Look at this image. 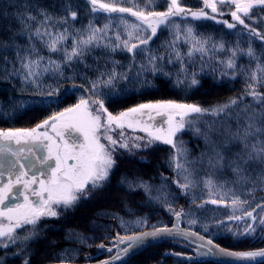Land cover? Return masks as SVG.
Segmentation results:
<instances>
[{
	"label": "trees",
	"instance_id": "16d2710c",
	"mask_svg": "<svg viewBox=\"0 0 264 264\" xmlns=\"http://www.w3.org/2000/svg\"><path fill=\"white\" fill-rule=\"evenodd\" d=\"M69 3L72 5V10L77 12L75 21L69 18L72 30L86 27L89 20H92L96 27L106 23L105 17L108 14L91 13L88 0H0V107L7 112V115L0 113L1 129L26 126L28 123L47 119L75 105L81 97L87 98L89 93L81 85L97 79L101 72L111 71L114 62H118L116 71L127 73L129 77L118 80L111 90L114 94L106 106L114 113L141 103L167 100L197 104L211 109L244 94L246 87L244 75L239 74L233 78L231 74H222L231 73V70L219 63L220 60L227 59L225 52L214 51L212 44L209 43L207 53L193 52L188 56L191 44L184 42L183 35L173 50L169 45L175 38V30L164 26L147 45L151 52L137 55L134 62L131 54L126 51L110 52L102 47L93 46L82 62L74 61L71 66L61 65L65 78L52 71L43 72L42 69L47 65L48 58L61 61L63 51L49 53L39 40L33 38V41H29V33L23 30L20 17L31 14L39 19L42 18L41 11H46L55 21L66 15L65 8ZM183 4L192 10L203 6L201 0H183ZM165 9V0H158L155 10ZM223 11L224 16L208 12L215 15L217 20L226 19L232 22L228 14L229 8L224 7ZM123 15L135 21L134 17ZM261 17H264V13L257 10L253 13L256 23L253 24V20L246 22L253 24L258 30H264V19ZM173 19L181 23V28L184 27L179 17ZM187 22L195 27L198 37H211L217 43L223 41L226 47H232L239 42L242 48H247L248 31L240 25H237L236 29H227L225 25L216 23V20L193 21L191 17L187 18ZM63 27L65 25L57 26L58 30ZM110 35L114 39V34L110 33ZM32 43L35 44L36 51L44 57L41 75L37 77L39 88L22 80L23 70L19 56L26 55V50ZM71 43L69 39L67 42L69 48ZM253 47L257 55H260L264 51V42L254 39ZM175 51L181 53L188 76L187 82L180 86H177V74L180 72L181 64L176 60ZM149 55L163 56L164 60L160 62L163 73L170 75L160 72L153 75L148 61ZM169 59L172 63H168ZM142 63L147 66L148 71L142 72L137 78ZM238 64L249 70L256 66L255 61L249 65L247 56L238 57ZM192 73H195L198 81L196 85H191ZM180 78L183 79V74ZM54 89L58 90V94L48 97L46 93ZM104 91L109 90L104 89ZM258 91L264 92V87H259ZM36 93L43 94L36 95ZM19 101H25L27 107L20 108ZM252 103V98L248 96L238 108H244L245 105ZM236 110L233 109L232 112L222 113L219 116H213L211 113L193 114L194 118L198 117L196 127L201 131L207 130L208 137L198 135L195 129L187 127L177 133L176 143L182 144L186 150V157H182L181 162L185 159L189 162L186 166L192 170L197 181V186L190 189L187 195L181 192L176 183L178 172L175 169V162L171 159L176 154V150L171 145L155 142L151 147L141 148L123 156L117 152L114 155L116 164L101 189L89 192L86 197H80L72 207L65 209L60 206L58 217H42L37 224V235L31 240L20 243L19 247L11 245L7 249L0 248V264H24L25 259H28L30 264L60 263L59 256L66 249L75 250L74 263L101 259L115 252V248L111 253L107 249L113 247V237L117 233L122 236L131 235L133 231H142L152 226H168L177 219L174 212L181 210L185 213L179 220L182 226L204 234L225 248L236 251H254L263 248L264 231L259 226V218L264 216V209L256 206L264 205V185H256L255 190L249 194V189L253 185H234L233 182L237 178L229 167L242 148V145L232 140L229 132L226 131L230 129L231 132H235L239 126L236 123ZM213 144L217 146L216 150L223 154L222 167H209L208 157L211 155ZM249 171L251 172L252 169ZM255 171L259 172L260 169L255 168ZM179 178L183 183V173ZM209 178L217 185L214 195H209L205 186V181ZM141 181L152 186L153 196L157 195L156 190L160 189L161 200L150 199L140 186ZM133 182L135 186L130 188L129 185ZM221 185L223 187H220ZM230 189L248 203L234 211ZM164 194H168L167 203L164 202ZM220 197H223L221 202L211 203L212 199ZM169 204L174 211L168 210ZM254 208L256 209L254 214L257 216L255 222L257 231L252 235H244L245 221L229 220L228 217L233 214L243 216L245 211H252ZM140 218L146 219L147 223L137 229L132 222ZM121 219L129 222L127 231L121 227ZM191 220H196L197 223L191 224ZM221 221L223 224L220 223ZM247 222L252 223L250 219ZM205 225L209 228L207 233L204 232ZM25 227L29 230L32 228L31 225ZM17 232L21 236L27 234L22 229H18ZM237 232L240 234L237 235ZM77 236L87 239L84 243H77L75 242ZM101 243L106 245L104 249L98 248ZM194 248V245L183 240L164 239L147 246L120 264H225L199 257Z\"/></svg>",
	"mask_w": 264,
	"mask_h": 264
},
{
	"label": "snow or ice",
	"instance_id": "6c2138e0",
	"mask_svg": "<svg viewBox=\"0 0 264 264\" xmlns=\"http://www.w3.org/2000/svg\"><path fill=\"white\" fill-rule=\"evenodd\" d=\"M165 2L166 9L156 11L158 0H88L91 13L108 14L105 17L106 23L101 27H96L93 21L89 20L86 27L72 30L69 18L75 21L77 12L72 10L70 3L65 8L66 15L55 21L46 11H41L42 18L38 19L37 16L28 14L26 17L21 16L20 20L23 30L29 33V41H33V38L39 40L49 53L63 51L61 61L49 57L47 65L42 69L43 72L59 73L61 78H65L61 65L71 66L74 61L82 62L93 46L102 47L110 52L126 51L131 54L134 62L137 55L151 52L147 45L164 26L175 30V38L169 45L173 50L183 35L184 42L191 44L188 56H191L193 52L207 53L209 43L212 44L214 51L225 52L227 59L220 60L219 63L225 65L231 73L222 74H231L233 78L239 74L244 75L246 77L244 94L211 109L197 104L167 100L141 103L113 113L106 106L114 94L111 90L118 80L129 78L127 73L116 71L118 62H114L111 71L101 72L97 79L81 85L89 93L88 98L81 97L75 105L49 116L32 128L0 129V248L7 249L11 245L19 247L20 243L31 240L37 235V224L42 217H58V207L63 206L65 209L72 207L82 195L101 189L116 164L114 153L117 148L129 150L148 148L156 141L171 145L176 150V154L171 158L178 172L176 183L181 192L187 195L190 189L197 186V181L192 170L186 166L189 162L186 159L181 162V158L186 157V150L182 144L176 143L175 138L177 133L186 127L195 129L198 135L205 137L209 135L207 130L201 131L196 127L198 117L194 118L193 114L211 113L213 116H219L237 109L236 123L239 126L235 132L226 130L232 140L242 145L240 152L229 165L237 178L233 183L234 185H253L249 189V194L255 190L256 185H264V92L258 91L259 87H264V51L257 55L253 47L254 39L264 42V30H258L253 26L256 23L253 13L257 10L264 13V0H202L203 6L197 10L185 6L183 0H165ZM123 4L130 6H122ZM224 7L229 8L228 14L232 22L226 19L217 20L215 15L206 11L210 9L211 13L224 16ZM123 14L134 17L135 21L127 19ZM176 17L183 22V28L181 23L173 19ZM188 17H191L193 21L216 20V23L225 25L227 29H236L237 25L242 26L248 31L247 48H242L239 42L232 47H226L223 41L217 43L211 37H198L195 27L187 22ZM247 20H253V24L247 23ZM58 25H65V27L58 30ZM110 33L114 34V39ZM237 34L240 35V33ZM69 39L72 41L70 48L67 46ZM175 56L181 64L180 72L177 74V86H180L187 82L188 76L181 53L175 51ZM244 56L249 58V65L253 61L256 62L254 69L249 70L238 64V57ZM19 59L23 70V82H30L39 88L37 77L41 75L44 57L36 51L35 44L32 43L26 50V55L19 56ZM163 60V56H148L153 75L158 72L163 73L160 63ZM168 63H172V60L169 59ZM145 71H148V68L142 63L140 71L137 72V78ZM163 74L170 75V73ZM182 74L183 79L180 78ZM197 83L195 73H192L191 85ZM104 89L109 91L105 92ZM42 94L36 93V95ZM57 94L58 90L55 89L46 93L48 97ZM248 96L252 98L253 103L245 105L244 108H238V105ZM18 106L27 107L25 101H19ZM0 113L7 115L2 107H0ZM156 117L161 119L157 121ZM125 129L144 132L146 137L129 138L126 136ZM129 139L132 141L131 144ZM216 148L215 144L211 146V155L208 157L210 168L223 166V154ZM37 161L39 167L36 166ZM255 168H259L260 171L256 172ZM249 169L252 171L250 172ZM181 173H183V183L179 178ZM5 176L8 178L7 182H3L2 178ZM36 184L39 187L33 188ZM21 185L22 188L18 187ZM134 186L135 182L129 185L130 188ZM140 186L150 199L161 200L160 189H157V195L153 196L151 185L141 181ZM205 186L209 195L215 194L214 189L217 185L211 178L205 181ZM229 191L233 195L231 203L234 211L248 203L247 200H242L236 195L233 189ZM29 194L37 199H30ZM167 195H163L165 203L168 202ZM20 196H23V203L19 202ZM222 200L223 197L212 199L211 203L216 204ZM197 207H203V205H197ZM256 207L264 209L262 204H257ZM168 210L174 211L170 204ZM255 212L254 208L252 211H245L243 216L233 214L228 219L245 221L243 234L252 235L257 231ZM174 214L177 219L173 222L172 228L152 226L151 231H133L132 235L122 236L117 233L113 237V247L107 249L111 253L113 248H116V255L101 261V264H114L115 261L122 260L123 257L146 244L149 239L181 234L185 239L196 236L201 241L198 248H207V252H201L200 255L221 254L242 262L256 260L258 257L264 258V248L254 251H229L219 247L211 238L206 239L204 235L194 232L180 233L178 222L185 213L181 210ZM249 219L252 223L247 222ZM120 223L121 227L127 231L129 222L121 219ZM132 223L138 229L145 226L147 222L146 219L140 218ZM190 223L196 224L197 221L191 220ZM220 223L223 224L222 221ZM27 225H31L32 228L27 229L25 227ZM259 226L264 231V216L259 218ZM18 229L24 230L27 234L21 236L17 232ZM208 231L209 228L205 225L204 232ZM86 239L77 236L75 242L84 243ZM120 245L124 247L121 248ZM105 247L104 243L98 245L99 249ZM74 252L73 249H66L61 253L60 264H74ZM174 254L179 255V253ZM24 264H30V261L25 259ZM261 264H264V260Z\"/></svg>",
	"mask_w": 264,
	"mask_h": 264
},
{
	"label": "water",
	"instance_id": "95a60500",
	"mask_svg": "<svg viewBox=\"0 0 264 264\" xmlns=\"http://www.w3.org/2000/svg\"><path fill=\"white\" fill-rule=\"evenodd\" d=\"M174 221H176V219H174L173 222ZM173 222H172V224H170L168 226H160V227L172 228ZM151 230H152V228H148V229H145V230H142V231H138V232L151 231ZM178 231L180 233L194 232V233H198L199 235H204V234H201V233H199V232H197V231H195L193 229H190V228L182 226L179 222H178ZM205 238L208 239L209 237L205 236ZM164 239H178V240L186 241V242L194 245V247H195L194 251L196 253H198L199 257H202L204 259L214 260V261L220 262V263H225V264H254V263L261 262L262 260H264V258H259L258 257V258H256V260L242 262V261L235 260V258L223 256L221 254H217V255H200L201 252H207V248H198V245L201 243V241H199L196 236H189L187 239H185L184 236L181 234V235H172V236L163 235V236H161L158 239H149L146 244H144L141 247H138L135 251H133L128 256L123 257L122 260L115 261L114 264H120V263L124 262L126 259H128L129 257L133 256L134 254L138 253L142 249L146 248L147 246H149V245H151V244H153V243H155L157 241L164 240ZM214 243L217 244L216 242H214ZM217 245H219V244H217ZM120 247L123 248L124 245H120ZM219 247L227 249L229 251H236V250L225 248V247H223L221 245H219ZM260 249H262V248H260ZM116 252H117V249H116L115 253L111 254L108 257H105V258H102V259H98V260H94V261H89V262H84V263H74V264H101V261L108 260L111 256L116 255ZM237 252H239V251H237ZM50 264H60V263H50Z\"/></svg>",
	"mask_w": 264,
	"mask_h": 264
},
{
	"label": "rangeland",
	"instance_id": "374dc122",
	"mask_svg": "<svg viewBox=\"0 0 264 264\" xmlns=\"http://www.w3.org/2000/svg\"><path fill=\"white\" fill-rule=\"evenodd\" d=\"M201 2H202V0H201ZM203 5V4H202ZM208 11H211L210 9H207ZM88 98V97H87ZM78 103V102H77ZM111 112V111H110ZM114 113V112H113ZM145 119H146V117H145ZM161 119V117H156V120L158 121V120H160ZM45 120V119H44ZM41 121H43V120H40V121H36V122H34V123H32V124H30V123H28L26 126H19V127H16V128H12V129H21V128H32V127H34L37 123H40ZM164 127H167V125H164ZM1 129V128H0ZM5 130V129H4ZM7 130V129H6ZM125 133H126V136H128L129 138H131V137H135V136H142V137H146V133H144V132H140V131H132L131 129H125ZM131 139H129V143L131 144ZM156 142H159V141H156ZM155 143V142H154ZM13 147H15V145H13ZM135 150H139V149H131V150H129V149H123V148H117V150H116V152L114 153V155L118 152L121 156H123V155H126V154H128V153H130V152H133V151H135ZM45 154H46V152H45ZM36 166L37 167H39L40 165H39V162L37 161V164H36ZM40 179H43L44 177H39ZM39 187V185L38 184H36V185H33V188H38ZM88 195V194H87ZM87 195H82L81 197H86ZM32 197H34V196H32ZM59 208V207H58ZM58 208H57V211H58ZM5 223H7L6 221H5ZM115 251H116V248H115ZM115 253V252H114ZM113 254V253H112ZM111 255V254H110ZM109 255V256H110ZM108 257V256H107ZM103 258H105V257H103ZM102 259V258H101ZM98 260V259H97Z\"/></svg>",
	"mask_w": 264,
	"mask_h": 264
},
{
	"label": "flooded vegetation",
	"instance_id": "af4514ba",
	"mask_svg": "<svg viewBox=\"0 0 264 264\" xmlns=\"http://www.w3.org/2000/svg\"><path fill=\"white\" fill-rule=\"evenodd\" d=\"M2 179H3V182H7V179H8V178H7V176H5V177H3ZM18 187H21V188H22V185H21V186H18ZM29 198L32 199V200L37 199L36 197H32L30 194H29ZM19 202H20V203H23V196H20V197H19Z\"/></svg>",
	"mask_w": 264,
	"mask_h": 264
}]
</instances>
